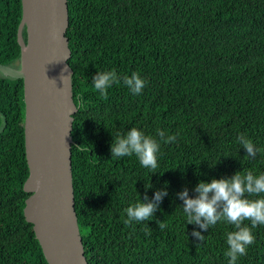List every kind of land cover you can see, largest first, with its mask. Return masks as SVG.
Returning <instances> with one entry per match:
<instances>
[{"label":"trees","instance_id":"16d2710c","mask_svg":"<svg viewBox=\"0 0 264 264\" xmlns=\"http://www.w3.org/2000/svg\"><path fill=\"white\" fill-rule=\"evenodd\" d=\"M66 4L67 62L77 107L72 188L87 264H227L225 239L232 226L184 227L177 193L186 188L193 196L198 181L236 171L264 175V0ZM20 19L21 0H0V65L19 68ZM109 69L121 76L138 72L147 83L139 95L117 83L101 96L92 77ZM23 121L22 80L0 73V264H47L23 214L29 196L23 190ZM131 127L158 140V129L178 134L175 142L161 140L156 173L135 156L111 157L116 132ZM240 134L262 155L250 159L237 142ZM165 181L167 195L154 219L126 225L124 209L145 195L153 200ZM193 229L203 241L191 235ZM252 235L255 243L238 264H264V228Z\"/></svg>","mask_w":264,"mask_h":264},{"label":"water","instance_id":"95a60500","mask_svg":"<svg viewBox=\"0 0 264 264\" xmlns=\"http://www.w3.org/2000/svg\"><path fill=\"white\" fill-rule=\"evenodd\" d=\"M67 26L66 0H21L19 68L0 65L1 74L23 83V190L29 194L23 214L47 264H87L73 200L70 149L77 107L71 76L64 77L72 75Z\"/></svg>","mask_w":264,"mask_h":264},{"label":"clouds","instance_id":"9594fccd","mask_svg":"<svg viewBox=\"0 0 264 264\" xmlns=\"http://www.w3.org/2000/svg\"><path fill=\"white\" fill-rule=\"evenodd\" d=\"M70 76L71 74L64 77L68 79ZM117 83H122L131 94L139 95L147 81L135 71L130 75L121 76L115 69H109L97 71L91 82L94 89L105 97L108 94L107 90ZM156 135L160 138L159 140L145 134L137 127H131L125 132L117 131L115 140L112 139L110 143L111 157L135 156L141 167L156 173L159 167L161 140L165 144L175 142L178 134L166 135L164 130L158 129ZM236 139L250 159L255 160L262 155L250 138L240 134ZM164 184V189L154 193L153 200L149 201L145 195L143 201L139 199L124 209L126 225L154 219L153 214L158 208V202L167 195V181ZM149 187L151 183L145 188ZM193 191L195 193L193 196H189L186 188L177 193L183 202L180 210L184 217V227L187 224H195L207 231L218 222L231 225L233 230L226 234L224 255L227 258V264H238V261L245 257L247 250L255 243L252 233L264 228V175L257 178L252 172L236 171L231 177L200 180L195 184ZM245 224L247 227H244ZM158 225L161 229L165 227L163 223ZM150 234V231L146 232V235ZM191 235L197 241L204 240L201 231L193 229Z\"/></svg>","mask_w":264,"mask_h":264}]
</instances>
